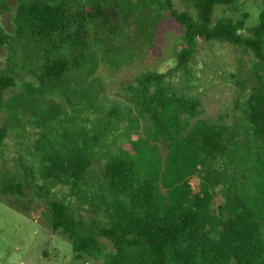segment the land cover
<instances>
[{
    "label": "rangeland",
    "instance_id": "1",
    "mask_svg": "<svg viewBox=\"0 0 264 264\" xmlns=\"http://www.w3.org/2000/svg\"><path fill=\"white\" fill-rule=\"evenodd\" d=\"M75 1L84 10L98 1L105 8L121 10L130 16L128 30L134 33L120 37L118 23L111 22L92 36L84 52L85 62L70 66L61 78L42 80L44 63L55 59L58 52L51 44L35 51L24 38L19 46L16 44L20 40L8 38L15 35L19 0H7L6 5L0 0V36L6 40L0 46V72L11 74L15 81L4 92L0 108V125L7 128L0 146V187L10 174L18 181L33 183L28 189L32 199L28 213L11 204L15 196L0 190V264H105L103 259L78 255L71 242L52 229L38 189L49 191L46 198H67L85 216H93L92 209L97 207L101 213L95 218L102 220L110 197L102 190L101 172L110 159L127 157L135 162L142 178L157 175L166 180L168 188L185 177L195 161L176 128L165 119L167 131H162L141 112L135 97L145 73L168 72L176 65V51L183 44V26L169 12L160 18L159 6L153 5V27L148 26L150 32L146 33L151 5L147 0ZM174 6L193 10L192 0H174ZM263 6L264 0H236L231 5L218 6L215 14L239 18L247 12L246 24L252 26L259 21ZM109 29L112 34L105 36L103 32ZM192 73L186 89L201 98L202 117L228 122L236 118L240 126L244 113L238 110L236 117L232 116L238 86L243 84L247 94L264 86V77H260L263 70L253 53L224 41L204 44ZM174 84L177 86L173 90L178 91L181 82ZM82 151L92 161L85 179L90 182L86 198L82 194L85 181L72 190L70 185L45 175L50 156ZM239 162L242 166L240 157ZM248 165L242 174L248 173L256 182L264 179V161ZM238 172L230 161L222 166L214 162L211 167L198 166L188 178L194 191L204 184L211 187V179H217L211 189L215 195L212 206L218 212L224 201L222 188L240 182ZM162 193H168L164 186Z\"/></svg>",
    "mask_w": 264,
    "mask_h": 264
},
{
    "label": "trees",
    "instance_id": "2",
    "mask_svg": "<svg viewBox=\"0 0 264 264\" xmlns=\"http://www.w3.org/2000/svg\"><path fill=\"white\" fill-rule=\"evenodd\" d=\"M147 1L151 5L146 33L153 27L152 6L158 5L160 18L169 12L183 26V44L176 51V65L168 72L145 73L143 86L135 97L141 112L162 131H167L165 119L176 128L195 159L193 167L168 188L166 180L157 175L142 178L133 160L124 156L112 158L101 172L102 190L110 197L102 220L95 218L101 213L97 207L92 209L93 216H85L67 198H46L49 191L39 188L50 225L71 242L78 255L97 257L105 264H264V179L256 182L248 173H241L249 163L264 161V86L249 94L243 84L238 86L232 116L236 117L238 110L244 113L241 126L236 124V118L228 122L202 117L201 98L186 89L198 52L204 44L215 41L250 50L262 67L260 77H264V6L259 21L247 26V12L239 18L216 17L218 6H228L236 0H192L193 10L176 9L174 0ZM1 2L7 4V0ZM129 19L121 10L105 8L99 1L84 10L75 0H19L15 35L8 38L20 40L18 46L24 38L35 51L51 44L58 55L44 63L41 79H55L61 78L70 66L86 61L84 52L100 28L105 30L115 21L120 37L134 33L128 30ZM103 34L110 36L111 29ZM5 42L1 35L0 46ZM174 81L181 82V90H173L177 86ZM14 84L11 74L0 72V108L4 92ZM6 135L7 128L1 124L0 146ZM48 161L45 175L70 185L72 190L86 182L91 171V158L84 151L50 156ZM227 161L235 164L241 180L225 184L224 201L215 212L211 187L217 179H211V187L204 184L194 191L188 177L198 166L211 167L214 162L222 166ZM89 184L87 181L82 188L85 198ZM32 185L10 174L0 190L15 196L11 204L28 213L32 201L28 189ZM162 186L168 189L167 194L162 193ZM21 197L28 200L21 201Z\"/></svg>",
    "mask_w": 264,
    "mask_h": 264
}]
</instances>
